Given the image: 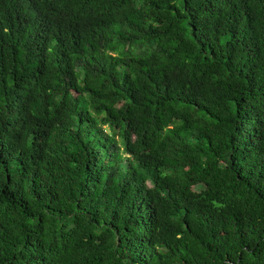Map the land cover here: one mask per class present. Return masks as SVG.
<instances>
[{
	"label": "trees",
	"instance_id": "obj_1",
	"mask_svg": "<svg viewBox=\"0 0 264 264\" xmlns=\"http://www.w3.org/2000/svg\"><path fill=\"white\" fill-rule=\"evenodd\" d=\"M0 264H264V0H0Z\"/></svg>",
	"mask_w": 264,
	"mask_h": 264
}]
</instances>
